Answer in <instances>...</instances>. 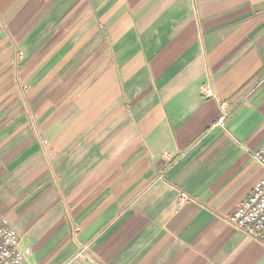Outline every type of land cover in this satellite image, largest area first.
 Listing matches in <instances>:
<instances>
[{
    "label": "crops",
    "instance_id": "obj_1",
    "mask_svg": "<svg viewBox=\"0 0 264 264\" xmlns=\"http://www.w3.org/2000/svg\"><path fill=\"white\" fill-rule=\"evenodd\" d=\"M263 145L264 0H0V225L28 264H264L225 221Z\"/></svg>",
    "mask_w": 264,
    "mask_h": 264
},
{
    "label": "built area",
    "instance_id": "obj_2",
    "mask_svg": "<svg viewBox=\"0 0 264 264\" xmlns=\"http://www.w3.org/2000/svg\"><path fill=\"white\" fill-rule=\"evenodd\" d=\"M200 92L205 98L212 96L206 86H202ZM227 109V103L220 105L221 115L211 126L212 129H225ZM253 158L264 170V145L253 154ZM225 221L235 230L264 245V177L253 188L250 196L239 204ZM30 254L28 248L21 246L17 234L3 222L0 225V264H28ZM65 264L76 263L73 259Z\"/></svg>",
    "mask_w": 264,
    "mask_h": 264
}]
</instances>
